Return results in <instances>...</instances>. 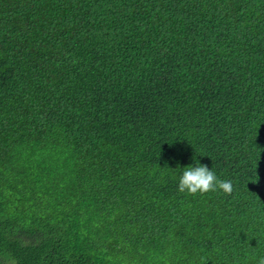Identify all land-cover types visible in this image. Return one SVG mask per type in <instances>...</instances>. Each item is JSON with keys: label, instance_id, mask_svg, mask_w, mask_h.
Returning a JSON list of instances; mask_svg holds the SVG:
<instances>
[{"label": "trees", "instance_id": "1", "mask_svg": "<svg viewBox=\"0 0 264 264\" xmlns=\"http://www.w3.org/2000/svg\"><path fill=\"white\" fill-rule=\"evenodd\" d=\"M261 257L264 0H0V264Z\"/></svg>", "mask_w": 264, "mask_h": 264}, {"label": "clouds", "instance_id": "2", "mask_svg": "<svg viewBox=\"0 0 264 264\" xmlns=\"http://www.w3.org/2000/svg\"><path fill=\"white\" fill-rule=\"evenodd\" d=\"M183 175L179 182V191H187L189 194H205L212 191L222 190L227 195H232L234 185L231 180L219 179L216 173L207 165L196 162V166L184 168ZM258 264H264V257H261Z\"/></svg>", "mask_w": 264, "mask_h": 264}]
</instances>
